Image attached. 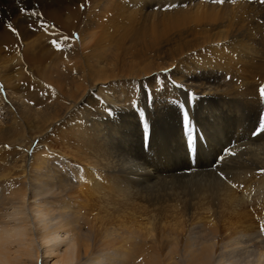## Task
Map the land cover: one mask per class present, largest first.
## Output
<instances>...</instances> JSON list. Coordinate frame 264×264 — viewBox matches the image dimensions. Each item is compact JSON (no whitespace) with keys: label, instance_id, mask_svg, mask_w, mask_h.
I'll list each match as a JSON object with an SVG mask.
<instances>
[{"label":"bare ground","instance_id":"obj_1","mask_svg":"<svg viewBox=\"0 0 264 264\" xmlns=\"http://www.w3.org/2000/svg\"><path fill=\"white\" fill-rule=\"evenodd\" d=\"M87 2L84 14L83 0L0 8V264H264V223L247 208L264 211V4ZM33 6L47 34L28 29L38 20L20 9ZM237 97L241 133L227 141Z\"/></svg>","mask_w":264,"mask_h":264},{"label":"rangeland","instance_id":"obj_2","mask_svg":"<svg viewBox=\"0 0 264 264\" xmlns=\"http://www.w3.org/2000/svg\"><path fill=\"white\" fill-rule=\"evenodd\" d=\"M2 1H4V3H2L1 4V6H0V8L2 9V10H6L7 9V6H9V2H11L12 0H2ZM84 1V8H83V10L82 9H80L81 10V14L83 13H85V11H86V8H89V2H86V0H83ZM87 1H89V0H87ZM255 2H257V3H259V0H255ZM261 5H263V4H261ZM2 12H0V14H1ZM21 14V13H20ZM24 14H26V13H23V14H21V15H24ZM2 15H4L3 13H2ZM245 15V17L247 18V14H244ZM51 19H47L46 21V23L47 24H53L52 23V21H50ZM82 24V23H81ZM3 27H6V26H3ZM56 27H57V24H56ZM72 27H73V29H75L77 32H75L74 34H76L77 35V33H78V31H79V26H77V27H75L74 26V24L72 25ZM57 28H61V27H57ZM29 29V28H28ZM38 32H42V30H40V31H38ZM38 32H37V34H38ZM62 32H64V30L62 31ZM72 33L73 32H71V30L70 31H68V33H67V37L71 40V36H72ZM3 34V32H0V35H2ZM73 34V35H74ZM75 38V37H74ZM69 39L67 40V41H64V46H63V49H65V47L69 44V42H71V41H69ZM75 41V39H73L72 38V41ZM67 42V43H66ZM25 75H23L22 76V78L21 79H23L22 80V82H21V84L23 85V87H27V88H29V90H28V92L30 93V92H32V94H37V93H39L38 91H36V90H42L40 87H41V82H39V81H37V78H40L39 76H37L36 75V79H34V76H31V73H24ZM36 82V83H35ZM31 85V86H30ZM35 85V86H34ZM37 86H39V87H37ZM43 87V86H42ZM0 90L1 91H3L2 90V88H3V86H2V84H0ZM39 88V89H38ZM4 93L6 92V91H3ZM7 94V93H6ZM2 95V94H1ZM7 97V96H6ZM1 100V99H0ZM235 104H234V109H233V112H232V115H233V119H232V123H231V126L229 127V129H228V134L225 136V138H228V140L227 141H232V138H234V139H236L238 136H239V134L241 133H239V129H240V127H237L238 125H239V123H238V117L239 116H242V112H243V104H242V102H241V98L240 97H237L236 99H235V101H233ZM241 104V105H240ZM4 105H5V101H3V100H1L0 101V108H2V107H4ZM6 106V105H5ZM184 108H185V106H184ZM186 109V108H185ZM187 111H189V110H187ZM264 110L262 111V113L260 114V116H259V118H260V120L261 119H264ZM145 117V116H144ZM263 117V118H262ZM3 121V122H2ZM0 123H2V124H5L6 122H5V120H4V116H1L0 115ZM149 124V123H148ZM1 125V124H0ZM149 126H151L150 124H149ZM260 128H262L263 126H262V124H260V126H259ZM155 128H157L156 126L154 127V131H153V135H152V142L153 143H157L158 141V135H157V133H156V129ZM5 129V128H4ZM233 130V131H232ZM181 136L185 139V136H183L184 135V127H183V123H182V127H181ZM183 134V135H182ZM185 146H187V142H186V145H185V142H184V147ZM187 149H188V147H187ZM186 152H187V150H186ZM188 153V152H187ZM193 163H195V161H193ZM193 165V164H192ZM10 184H12V183H10ZM13 186V185H12ZM181 187H183V188H185L186 190H187V193L185 194V195H181V196H183V197H185V199L187 200V202H188V199H189V197H190V194H191V191H190V189H191V187L189 186V185H183V186H181ZM196 191V189L194 188L193 190H192V192H195ZM250 200V199H249ZM255 204H256V201H255ZM250 211H251V213L253 214V215H251L252 216V219L254 220V222L256 223L257 222V225H260V226H262V224L264 223V211H263V209L260 207V208H257L256 206H254V203L253 202H250V201H248V207H247ZM262 209V210H261ZM223 221H225V220H231V215H225L223 218ZM220 223H221V217L220 216H218V217H211V218H207V220H206V223H205V226L206 227H208V228H212V229H216L217 227H219L220 226ZM250 224H253V222H249ZM52 263H53V261H52Z\"/></svg>","mask_w":264,"mask_h":264},{"label":"snow or ice","instance_id":"obj_3","mask_svg":"<svg viewBox=\"0 0 264 264\" xmlns=\"http://www.w3.org/2000/svg\"><path fill=\"white\" fill-rule=\"evenodd\" d=\"M87 2V0H86ZM217 3H223L224 0H216ZM259 3L264 4V0H259ZM35 7L33 6L32 10H29L27 8H21L20 11L21 13H25L27 12L29 14V16L34 17L38 20V23L35 24V26L33 24H29L28 27L29 29H31L32 31H37V30H43L45 31V33L47 34L50 28H54V25H49L46 22H44L43 19V14L40 12L35 11ZM84 5H81V9L83 10ZM11 31H13L14 34H16L17 36H19V32L16 28H14L11 23L9 22L6 25ZM74 36H76V38L78 39V36L76 34H74ZM69 38L68 37H64L63 40L67 41ZM50 44L52 45L53 48H55L57 51H62L63 49H61V42L57 41L56 39H52L50 41ZM57 45H60L59 47H57ZM157 86H159V81L156 82ZM174 86L176 88H184V85L178 84L174 82ZM145 90L148 92L149 95V101H151V89H149L147 87V84L145 83ZM195 99V94L194 93H189V103L191 104L192 101ZM131 106L134 109H137L139 107V103L138 100H132L131 101ZM181 111L183 113V127H184V135L187 141V146H188V150H189V154L194 156L195 151H196V144H197V134H196V129L194 124L192 123L191 119L189 118V114L187 112V110L183 107V105H181ZM139 113L141 115V124L144 130V137H145V142L147 145L148 140L150 139L151 136V129L150 126L147 122V119L144 117L143 115V110L139 109ZM109 114H111V111H109ZM261 133H264V131H262ZM39 143V142H37ZM222 162V160L219 161V164ZM261 174H264V172H262Z\"/></svg>","mask_w":264,"mask_h":264}]
</instances>
